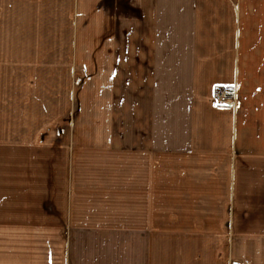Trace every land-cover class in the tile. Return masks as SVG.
I'll list each match as a JSON object with an SVG mask.
<instances>
[{
  "label": "crops",
  "instance_id": "0c3cea01",
  "mask_svg": "<svg viewBox=\"0 0 264 264\" xmlns=\"http://www.w3.org/2000/svg\"><path fill=\"white\" fill-rule=\"evenodd\" d=\"M0 40L28 61L101 56L107 178L73 169L60 190L124 196L0 208V264H264V224L245 222L264 198V0H0Z\"/></svg>",
  "mask_w": 264,
  "mask_h": 264
},
{
  "label": "rangeland",
  "instance_id": "374dc122",
  "mask_svg": "<svg viewBox=\"0 0 264 264\" xmlns=\"http://www.w3.org/2000/svg\"><path fill=\"white\" fill-rule=\"evenodd\" d=\"M26 58L0 56V208L122 206V190L75 195L60 190L73 169L82 179L107 178L92 174L108 159L106 148L92 145L93 131L107 128L109 83L107 70L98 69L101 56ZM107 185L109 180L99 187ZM248 221L264 224V198L245 209ZM1 232L11 233L6 227Z\"/></svg>",
  "mask_w": 264,
  "mask_h": 264
},
{
  "label": "built area",
  "instance_id": "2783aa9c",
  "mask_svg": "<svg viewBox=\"0 0 264 264\" xmlns=\"http://www.w3.org/2000/svg\"><path fill=\"white\" fill-rule=\"evenodd\" d=\"M213 103L218 107H231L237 104L235 90L232 86L219 85L214 89Z\"/></svg>",
  "mask_w": 264,
  "mask_h": 264
}]
</instances>
